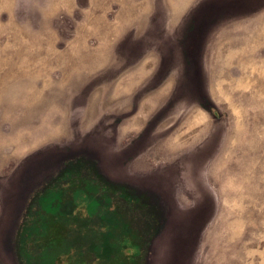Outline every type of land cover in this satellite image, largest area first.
<instances>
[{
  "label": "rangeland",
  "instance_id": "obj_1",
  "mask_svg": "<svg viewBox=\"0 0 264 264\" xmlns=\"http://www.w3.org/2000/svg\"><path fill=\"white\" fill-rule=\"evenodd\" d=\"M0 264H264V0H0Z\"/></svg>",
  "mask_w": 264,
  "mask_h": 264
}]
</instances>
